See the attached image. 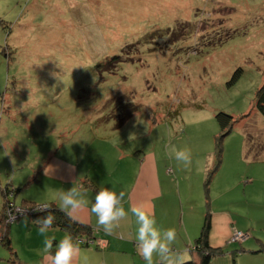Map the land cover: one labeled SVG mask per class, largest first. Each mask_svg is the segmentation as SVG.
<instances>
[{
	"label": "rangeland",
	"instance_id": "374dc122",
	"mask_svg": "<svg viewBox=\"0 0 264 264\" xmlns=\"http://www.w3.org/2000/svg\"><path fill=\"white\" fill-rule=\"evenodd\" d=\"M263 82L264 0H0V211L8 184L20 187L11 199L20 206L59 199L43 169L54 153L78 160L81 149L93 163L118 147L146 148L171 178L165 190L229 210L233 233H247L231 243L258 246L264 264ZM125 106L133 115L116 130ZM219 111L235 122L215 171ZM174 149L189 150L191 164ZM30 218L10 227L22 253ZM6 248L0 241V254Z\"/></svg>",
	"mask_w": 264,
	"mask_h": 264
},
{
	"label": "crops",
	"instance_id": "0c3cea01",
	"mask_svg": "<svg viewBox=\"0 0 264 264\" xmlns=\"http://www.w3.org/2000/svg\"><path fill=\"white\" fill-rule=\"evenodd\" d=\"M119 129L116 128V130ZM108 151L107 148L105 154ZM145 151L146 148L142 154H131L118 147L117 153L110 150L107 158L102 160L98 158L91 163L82 158L85 151L79 149L76 152L78 160L58 156L57 153H54L44 163L43 169L47 173H52V179L56 180V185L61 190L66 191L71 187L80 186L86 189L88 204L73 213L74 220L90 225L94 229V237L107 239V245L103 249L94 245H78L80 251L73 257L72 264H145L142 257L137 254L133 243L136 224L135 217L131 213L120 222L119 227L111 234L105 233L101 227L97 226L96 217L90 209L96 192L101 188H107L118 194L123 193L122 204L125 210L131 206L143 205L162 228H174L177 232L174 250L184 252L186 260L198 261L199 259L198 254L191 250V247L195 245V239L200 234L206 214L209 212L211 219L209 242L212 247L227 251L213 257L210 264H251L250 262L257 264V259L260 257L257 252L261 251V248L255 245L247 248L244 245L239 247L237 243L234 246L229 242L233 230L239 224L236 219H233L234 215L224 207L223 211H215L213 208L204 211V195L202 202L199 203L197 198L193 199V194L190 192L186 193L181 189L165 190L166 183H171L166 168L164 167L163 173L160 174L155 152ZM96 152L101 154L103 149L98 147ZM68 154L72 156L70 149ZM126 159L132 160V171H126L121 167L126 165L123 164V161L127 163ZM209 197L205 198L208 206ZM52 201L60 206L61 202L58 198L50 202ZM25 224L28 225L27 228H25ZM25 224L22 225L24 226L22 236L25 245L23 253L13 247V251L16 252L13 254L6 248L9 252L4 251L5 254H0V264H51L50 255L43 250L44 237L39 235L38 226L35 225L32 218ZM49 235L55 237V245L68 233L59 228H51ZM50 251L54 252L55 248ZM156 259L154 256V261Z\"/></svg>",
	"mask_w": 264,
	"mask_h": 264
},
{
	"label": "clouds",
	"instance_id": "9594fccd",
	"mask_svg": "<svg viewBox=\"0 0 264 264\" xmlns=\"http://www.w3.org/2000/svg\"><path fill=\"white\" fill-rule=\"evenodd\" d=\"M171 155L185 167L191 164V153L187 149H174ZM86 195L87 191L83 186L71 187L59 194L60 207L70 219H75L73 213L88 204ZM123 197V193L118 194L107 188H101L96 192L90 211L96 217L97 226L105 233L111 234L131 213L136 224L133 243L145 264H185V253L174 250L173 247L177 240L176 230L162 228L143 205L131 206L125 210L122 204ZM48 208L49 205L44 204L36 210L46 211ZM54 220L55 216L50 212L36 220L38 233L44 237L43 250L50 255L51 264H72L73 257L80 249L71 235H65L54 245L55 237L49 235ZM53 248L55 251H50ZM154 256L157 258L155 261Z\"/></svg>",
	"mask_w": 264,
	"mask_h": 264
},
{
	"label": "trees",
	"instance_id": "16d2710c",
	"mask_svg": "<svg viewBox=\"0 0 264 264\" xmlns=\"http://www.w3.org/2000/svg\"><path fill=\"white\" fill-rule=\"evenodd\" d=\"M117 58L118 56H114L112 59L116 60ZM239 73H240V70L235 71L230 82H234L236 78L238 77ZM256 108L258 112L264 116V82L262 86L258 89L257 94H256ZM130 109L131 107L128 108L127 106H125L126 114L123 115V118H121L116 123V126H115L116 128H120L121 126L126 124V122L132 117L133 111L132 110L130 111ZM216 117L221 126V132L217 136L218 142H217V148H216V151H217L216 155H217L218 160L214 168L215 171L218 169L219 165L222 162L223 139L227 134H229L232 131V128L235 122L234 117L224 111H219ZM212 174H213V171H209L207 181H206L207 199L209 197L208 187H209V182L211 181V178H212ZM86 185L89 186L88 184ZM91 187L96 189V187L92 185ZM19 191H20V187L12 189L9 187V184L4 187L3 189V194L5 196L4 208L2 211H0V241L13 254H15V252L13 251L12 240L10 238L11 223L8 221V216H9L8 208L10 207V203H14V205L16 204L11 199H12V196H15ZM45 204L49 205V208L46 211H37L36 208L44 204H37L35 201L29 200V199L24 200V203L21 206L22 207L29 206V208L32 209L28 214H25V215L31 216V218L35 222V225H37L36 220L42 218L43 216L48 214V212H50L51 214L55 216V220H54L52 228H59L67 232L68 235H71L73 237L77 245H81V246L82 245H88V246L94 245L100 249H103L104 247H106V245L101 246L99 243H97L98 239H104V238L94 237L93 236L94 229L90 225L85 224V223H80L74 219H70L69 216L66 214V212L62 210L61 207L54 201L45 203ZM22 216L17 221H19L22 218ZM210 228H211V219H210V214L208 212L206 214L205 221L201 229V232L198 235V237L195 239V245L191 247V250L195 251L198 254L199 259L198 261L186 260L185 264H210L213 257L222 255L227 252L222 248H218V247L216 248V247L211 246L209 242ZM79 239H82L85 242H81L79 241ZM90 239H93L94 243H90L89 242ZM104 240H107V239H104Z\"/></svg>",
	"mask_w": 264,
	"mask_h": 264
},
{
	"label": "built area",
	"instance_id": "2783aa9c",
	"mask_svg": "<svg viewBox=\"0 0 264 264\" xmlns=\"http://www.w3.org/2000/svg\"><path fill=\"white\" fill-rule=\"evenodd\" d=\"M32 209H26L19 205H14V203H10V207L8 208V221L10 223H13L17 221L22 215L28 214ZM247 237V233H243L242 231L235 230L230 242H236V241H243ZM81 242H85L82 239H79ZM90 243H94L93 239L89 240ZM97 243H99L101 246H105V243H107L104 239H98Z\"/></svg>",
	"mask_w": 264,
	"mask_h": 264
}]
</instances>
